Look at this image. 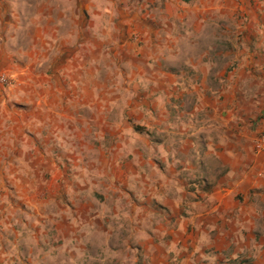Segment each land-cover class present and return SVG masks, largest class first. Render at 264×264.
Here are the masks:
<instances>
[{"label":"clouds","instance_id":"9594fccd","mask_svg":"<svg viewBox=\"0 0 264 264\" xmlns=\"http://www.w3.org/2000/svg\"><path fill=\"white\" fill-rule=\"evenodd\" d=\"M183 7L191 9L193 5ZM221 22L231 24L229 17L216 13L195 27L191 17L163 29L153 25L152 38L142 45L146 51L145 66L151 75L144 72L131 86L147 87L159 73L184 74L205 50H221L231 42ZM161 23L168 22L162 19ZM47 24L53 25L55 39L48 37L51 43L47 55L32 66V32ZM125 39L127 30L113 0H0V62L18 66L11 72L0 73V84H7V89L0 90V264H152L157 246L149 245L154 241L164 249L169 264H216L213 248L218 228L199 224L202 205L193 201L185 186H203L214 179L207 171L214 162V154L205 149L209 141L223 136L221 123L204 114L202 122L198 116L187 123L177 121L169 126L161 124L152 112L138 109L152 135L130 129L121 135L117 159L123 162L131 155L138 170L129 169L125 180L118 183L102 164L100 150L93 145L98 139L97 131L87 120L83 125L78 123L83 119L80 113L86 115L92 106L61 101L76 115V119L66 117L41 98L39 92L46 89L44 83L25 79L29 70L41 75L49 71L55 74L63 58L79 49L83 58L81 86L94 87L110 81L123 98L112 105L120 110L122 119L123 109L132 96L123 87L127 81L122 69L128 66L118 65L109 53ZM84 41L95 42L96 52L86 48ZM65 43L71 47L64 50L65 56L59 63H54L58 49ZM136 43L140 46L139 36ZM235 59L243 65L239 54ZM201 69L209 78L214 95L235 89L243 93L238 103H250L257 96L255 77L242 75V67L218 83L212 77L223 70L222 61L210 57ZM3 91H7V97ZM165 99L158 97L161 115ZM17 101L34 105L29 117L19 125L13 119L14 111L7 108ZM17 126L19 134L14 131ZM41 141L64 157L67 178L59 199H34L40 181L26 157ZM188 141L193 142L192 146ZM9 146L19 149V155L13 156ZM194 169H199V177ZM43 171L40 170L41 175ZM17 176L21 179L17 180ZM5 177L14 182V192L5 187ZM24 179L27 184L21 183ZM96 193L104 199H98ZM11 196L18 201L15 206ZM212 199L208 197L206 203ZM25 202L26 210H22ZM69 204L75 205V210ZM261 205L264 194L256 197L250 209L264 211ZM182 212L188 219L181 218ZM173 219L180 220L181 231L185 223L196 226L199 235L190 253L178 240L166 241ZM236 222L243 229L238 217ZM57 224L64 227L56 231ZM236 242L238 247L243 244L248 249L239 233Z\"/></svg>","mask_w":264,"mask_h":264},{"label":"crops","instance_id":"0c3cea01","mask_svg":"<svg viewBox=\"0 0 264 264\" xmlns=\"http://www.w3.org/2000/svg\"><path fill=\"white\" fill-rule=\"evenodd\" d=\"M116 10L120 14L124 27L127 30V39L117 47L110 50V55L119 64L127 65L122 69L127 83L123 85L132 93L127 107L123 109L122 119L119 109L112 105L122 101V97L116 92L111 82H100L94 87L81 86V71L83 58L79 49L73 51L70 56H65L64 50L71 47L62 44L57 51V59L54 63H60L56 73L51 71L34 73L28 71L25 79L44 83L46 89H41V98L48 103L49 107L56 108L66 117L76 119V115L68 111L61 101L79 105H91L92 111L86 115L81 112L83 119L78 123L83 125L87 120L90 126L97 131L98 139L93 142L96 149L100 150V160L116 177L118 183L123 182L128 175L129 169L138 170L130 155L120 162L117 159V149L120 137L129 129L151 136L149 125L144 123V115L138 111L143 108L153 115L161 124L172 125L177 121L189 122L193 118L204 114L208 118L215 119L223 125V136L215 142L209 141L206 151L214 154V162L207 169L210 177L201 186L200 183L186 185L185 190L190 193L196 203L202 205L201 215L197 218L201 226L212 224L218 228L215 233L216 243L213 248L217 256L216 264H264V211L255 212L250 209L256 197L264 194V152L255 149V140L264 133V0H113ZM183 5H193L186 9ZM229 17L231 24L221 22L224 34L231 38V42L222 46L221 50L213 52L205 50L198 60H194L190 68L184 74L159 73L147 87L131 86L132 81L149 72L146 65V51L142 50L143 43L153 36V25L160 29L171 27L173 22L188 21L192 18L193 26L213 18L214 14ZM91 19V17H89ZM167 20V24L161 20ZM55 39L53 25L39 26L32 32L31 52L29 64L42 56L47 55L48 45ZM140 37V46H137L136 37ZM85 47H90L96 52L93 41H84ZM239 54V60L235 59ZM222 61L221 71H217L212 80L216 83L221 79H228L238 67H242V75L255 77V84L259 91L250 103H238L243 93L233 89L231 92L213 94L209 84V78L204 74L201 65L207 64L209 58ZM18 68L17 65L0 62V73H7ZM0 85V90H5ZM7 97V91H3ZM164 96L165 105L163 114L159 107L158 97ZM38 101H34L37 103ZM34 105L28 102H13L8 105V111L13 112V119L19 125L25 121ZM135 108L136 111H129ZM71 130V129H70ZM14 131L19 134L17 126ZM83 132V127L81 128ZM221 140L223 142H221ZM83 144V141H81ZM192 146L193 142L188 141ZM12 148V155L18 156L19 149ZM11 160V157H8ZM26 159L31 160V167L36 169V179L40 181L38 195L34 199L48 200L50 197L61 198L63 185L67 178L65 172L64 157L53 150L46 142L35 143V151ZM43 171V175L40 174ZM194 174L199 177V169H194ZM21 178L17 176V180ZM27 179L21 181L27 184ZM5 177V187L9 192H14L12 184ZM100 200L104 197L100 193L95 194ZM208 197H212L210 203ZM10 200L15 206L18 201L14 196ZM27 202L22 210H26ZM75 210V205L69 204ZM264 208V205H261ZM239 224L244 225L243 229ZM182 219H188L186 213H181ZM172 231L166 237V241H176L192 251V245L199 235L193 223L183 224L180 230V220L173 219L169 222ZM63 224L55 226L56 231L61 230ZM237 233L243 238V244L237 245ZM157 246L152 264H169V258L164 249L158 247V241L151 246ZM259 250V251H257ZM234 255L238 259H234Z\"/></svg>","mask_w":264,"mask_h":264},{"label":"built area","instance_id":"2783aa9c","mask_svg":"<svg viewBox=\"0 0 264 264\" xmlns=\"http://www.w3.org/2000/svg\"><path fill=\"white\" fill-rule=\"evenodd\" d=\"M255 149L258 152H264V133H262L258 138L255 140Z\"/></svg>","mask_w":264,"mask_h":264},{"label":"rangeland","instance_id":"374dc122","mask_svg":"<svg viewBox=\"0 0 264 264\" xmlns=\"http://www.w3.org/2000/svg\"><path fill=\"white\" fill-rule=\"evenodd\" d=\"M3 73V72H1ZM1 86H4L5 88H7V84H0Z\"/></svg>","mask_w":264,"mask_h":264}]
</instances>
